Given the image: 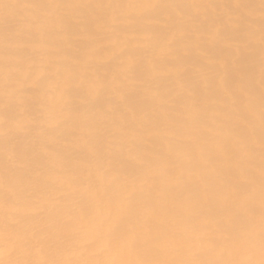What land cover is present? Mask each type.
Here are the masks:
<instances>
[{
	"label": "bare ground",
	"instance_id": "bare-ground-1",
	"mask_svg": "<svg viewBox=\"0 0 264 264\" xmlns=\"http://www.w3.org/2000/svg\"><path fill=\"white\" fill-rule=\"evenodd\" d=\"M0 264H264V0H0Z\"/></svg>",
	"mask_w": 264,
	"mask_h": 264
}]
</instances>
